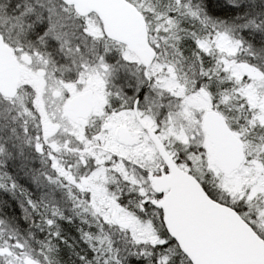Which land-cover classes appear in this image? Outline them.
I'll return each instance as SVG.
<instances>
[{"label":"snow or ice","instance_id":"snow-or-ice-1","mask_svg":"<svg viewBox=\"0 0 264 264\" xmlns=\"http://www.w3.org/2000/svg\"><path fill=\"white\" fill-rule=\"evenodd\" d=\"M0 264H264V0H0Z\"/></svg>","mask_w":264,"mask_h":264}]
</instances>
